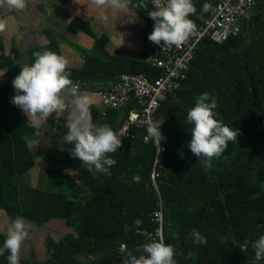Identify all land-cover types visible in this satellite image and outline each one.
I'll list each match as a JSON object with an SVG mask.
<instances>
[{
	"label": "trees",
	"instance_id": "obj_1",
	"mask_svg": "<svg viewBox=\"0 0 264 264\" xmlns=\"http://www.w3.org/2000/svg\"><path fill=\"white\" fill-rule=\"evenodd\" d=\"M217 1L193 0L196 13L189 18L195 26ZM75 23L85 29L79 19L70 27ZM239 28L223 41H200L180 86L154 113L153 120H164L160 127L164 140L159 145L146 127L131 125L129 135L120 136L121 147L108 154L117 163L107 174L90 172L79 162L71 165L73 173H61L68 178L67 193L17 183L36 165L27 138L35 125L30 126L11 102L16 94L14 78L0 83V208L8 222L19 216L36 226L57 220L70 228L56 238L45 236L41 259L23 257L19 264H121L128 251L144 254L142 246L158 237L136 230L154 231L157 223L150 217L159 202L162 239L174 247L177 264H264V258L255 260L252 247L264 235V0H255ZM150 33L149 27L142 35L144 52L139 58L109 55L106 36L97 37L91 52H84L82 67L69 68L70 78L79 86L99 83V90L109 88L123 72L156 77L159 68L145 60L155 50L148 40ZM45 49L59 55L55 41L50 40L28 51L29 64L34 62V52ZM12 62L10 55L0 53V68ZM202 93L215 99L216 118L237 132L236 142H229L222 155L212 159L211 168L205 167V157H196L188 147L194 125L187 122V112ZM133 107L131 101L105 108L103 115L93 108L92 121L106 123L116 132ZM66 121L64 117L56 120L63 140ZM63 145L66 152L73 147ZM153 165L158 171L157 190L150 179ZM193 228L206 237L205 244L193 242ZM5 237L0 231V247ZM7 255L0 256V264H8Z\"/></svg>",
	"mask_w": 264,
	"mask_h": 264
},
{
	"label": "clouds",
	"instance_id": "obj_2",
	"mask_svg": "<svg viewBox=\"0 0 264 264\" xmlns=\"http://www.w3.org/2000/svg\"><path fill=\"white\" fill-rule=\"evenodd\" d=\"M128 2L93 0L98 7H111L117 11L125 9ZM7 4L19 11L26 7V0H7ZM152 5L155 10L148 12L149 18L154 21L153 30L148 35L150 42L161 46L180 45L194 33L196 26L189 18L196 13L193 0H152ZM103 18L108 20L107 16ZM4 29L5 22L0 21V31ZM33 57L34 62L20 67L19 74L12 80L16 93L11 98L12 104L22 110L30 126L45 121L53 113L68 112V131L63 143L73 145L69 150L70 156L78 158L90 172L95 170L107 174L109 167L117 163L108 154L117 152L121 147L120 135L106 123H93L90 100L80 94L79 83L70 78L69 61L64 56L45 49L34 52ZM215 108V99L208 93H202L195 98L194 107L187 112V122L194 125L188 147L196 157H205L203 163L206 168H211L212 159L219 158L229 142L237 140V132L216 118ZM163 122L149 118L146 129L148 136L158 145L161 139L164 140L160 131ZM140 223L135 221L137 226ZM128 230L125 225V231ZM190 235L194 243H206V237L195 228ZM27 237L28 224L25 219L19 216L10 219L3 246L0 247V256L7 252L8 264H19L22 245ZM252 247L256 261L264 258V235L253 241ZM142 248L144 254L139 256L128 251L121 258V264H177L174 247L166 244L162 238L152 239Z\"/></svg>",
	"mask_w": 264,
	"mask_h": 264
},
{
	"label": "crops",
	"instance_id": "obj_3",
	"mask_svg": "<svg viewBox=\"0 0 264 264\" xmlns=\"http://www.w3.org/2000/svg\"><path fill=\"white\" fill-rule=\"evenodd\" d=\"M133 1L129 0L125 9L117 11L111 7H98L93 0H26V7L18 11L10 7L7 0H0V21L5 22L4 31H0V53L10 55L13 59L8 67L0 68V75L4 73L0 76V83L8 78H15L21 70L20 67L25 63L29 64L28 51L31 48L47 45L50 40L55 41L59 55L69 61L70 69L82 67L84 52H91L95 39L101 35L107 38L105 51L109 55L141 57L144 52L142 35L149 30V25L131 7ZM104 16L108 17L107 21L104 20ZM74 19L84 23L92 34H88L83 24L81 25L85 29L78 23H75L74 28L70 27ZM98 86L99 83L79 86L80 94L86 95L90 100V112L93 108L101 112ZM58 117L67 120L68 112L53 113L45 121L38 123L45 129L47 126L53 129L48 128L50 131L45 130L44 135L28 140L30 147L35 151V156L40 154L37 144L55 141L58 134L56 128ZM56 142L64 144L63 139ZM46 151L51 153L54 150ZM54 163L65 165L61 161ZM70 168L71 165H66V169Z\"/></svg>",
	"mask_w": 264,
	"mask_h": 264
},
{
	"label": "built area",
	"instance_id": "obj_4",
	"mask_svg": "<svg viewBox=\"0 0 264 264\" xmlns=\"http://www.w3.org/2000/svg\"><path fill=\"white\" fill-rule=\"evenodd\" d=\"M254 4L255 0H218L209 14L201 18L194 33L184 43L171 46L155 45L154 52L145 60L159 68L158 75L150 79L141 73H120L115 83L109 88L98 90L101 114L103 115L105 108H118L132 101L134 107L128 111L116 132L120 136H128L131 125L147 128L148 120L149 118L153 120L158 105L180 86L200 41L207 38L220 42L229 36L236 35L240 30V19L247 16ZM132 6L141 17L147 20L152 32L154 21L148 16L149 11L155 10L152 0H134ZM76 82L81 84L79 81ZM156 161L157 159L154 160V165ZM154 165L150 179L157 190L155 179L158 171ZM150 219L157 223L153 232L146 228L137 229L136 232L147 237L162 238L161 202L158 203V209L152 212ZM120 247L123 248V244Z\"/></svg>",
	"mask_w": 264,
	"mask_h": 264
},
{
	"label": "rangeland",
	"instance_id": "obj_5",
	"mask_svg": "<svg viewBox=\"0 0 264 264\" xmlns=\"http://www.w3.org/2000/svg\"><path fill=\"white\" fill-rule=\"evenodd\" d=\"M132 3L131 7L133 8ZM41 124L44 126L43 123ZM48 124L50 125V123ZM48 128H51V126H47L45 129V127L43 128L40 125L36 124L35 131L33 134L28 135V140L31 141L37 138V136L39 135H44L45 130L50 131V129ZM56 141H60L59 134H56L55 141L50 140L47 144L39 143L36 145L37 149L40 148V154H37L36 156V165L28 172L17 178V183L19 185L39 187L47 190L61 191L64 193H67L70 190L68 178L61 173H73L74 171L71 168L66 169V165H73L77 162H82L78 158L71 157L69 152H66L65 149L62 150V148H64L65 146ZM46 145H48V147H46ZM46 150H54L57 152L52 154ZM55 161H61L65 165L63 166L56 164L54 163ZM8 221L9 219L5 215L4 211L0 208V231L5 234L9 225ZM25 221L28 224V237L23 242L21 258L29 256L38 260L41 259L45 254V236L51 235L52 237L56 238L57 236H61L62 234L70 230V228H68L64 223H61L57 220L49 221L41 226H36L27 220Z\"/></svg>",
	"mask_w": 264,
	"mask_h": 264
}]
</instances>
